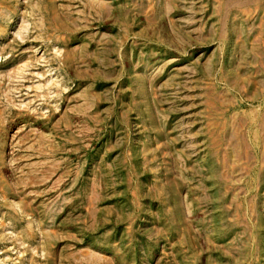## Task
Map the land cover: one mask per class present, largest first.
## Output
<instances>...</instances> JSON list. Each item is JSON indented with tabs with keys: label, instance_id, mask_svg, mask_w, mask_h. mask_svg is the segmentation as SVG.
Returning <instances> with one entry per match:
<instances>
[{
	"label": "rangeland",
	"instance_id": "rangeland-1",
	"mask_svg": "<svg viewBox=\"0 0 264 264\" xmlns=\"http://www.w3.org/2000/svg\"><path fill=\"white\" fill-rule=\"evenodd\" d=\"M0 264H264V0H0Z\"/></svg>",
	"mask_w": 264,
	"mask_h": 264
}]
</instances>
